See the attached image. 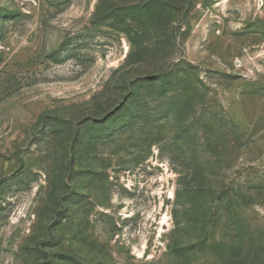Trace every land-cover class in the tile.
Wrapping results in <instances>:
<instances>
[{
	"label": "rangeland",
	"instance_id": "obj_1",
	"mask_svg": "<svg viewBox=\"0 0 264 264\" xmlns=\"http://www.w3.org/2000/svg\"><path fill=\"white\" fill-rule=\"evenodd\" d=\"M0 264H264V0H0Z\"/></svg>",
	"mask_w": 264,
	"mask_h": 264
}]
</instances>
